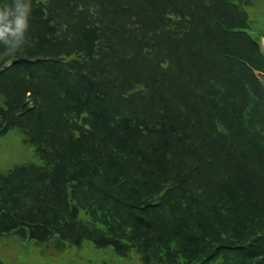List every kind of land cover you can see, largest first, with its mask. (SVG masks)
Listing matches in <instances>:
<instances>
[{
  "label": "trees",
  "instance_id": "trees-1",
  "mask_svg": "<svg viewBox=\"0 0 264 264\" xmlns=\"http://www.w3.org/2000/svg\"><path fill=\"white\" fill-rule=\"evenodd\" d=\"M31 4L22 50L0 44V135L21 128L43 163L0 173V236L264 264V56L247 30L264 0Z\"/></svg>",
  "mask_w": 264,
  "mask_h": 264
},
{
  "label": "rangeland",
  "instance_id": "rangeland-1",
  "mask_svg": "<svg viewBox=\"0 0 264 264\" xmlns=\"http://www.w3.org/2000/svg\"><path fill=\"white\" fill-rule=\"evenodd\" d=\"M251 31H264V8L252 16ZM15 72L3 74L10 82ZM0 92V105L5 102ZM34 162L43 163L36 147L28 136L17 126L0 135V173L7 172L16 165ZM0 262L3 264H144L139 255L131 251L126 256L116 255L110 246L96 247L84 242L81 247L69 246L58 250L53 239L47 243L21 239L16 235L0 236Z\"/></svg>",
  "mask_w": 264,
  "mask_h": 264
},
{
  "label": "clouds",
  "instance_id": "clouds-1",
  "mask_svg": "<svg viewBox=\"0 0 264 264\" xmlns=\"http://www.w3.org/2000/svg\"><path fill=\"white\" fill-rule=\"evenodd\" d=\"M31 0H11L0 5V44L6 54L22 50L30 27Z\"/></svg>",
  "mask_w": 264,
  "mask_h": 264
}]
</instances>
